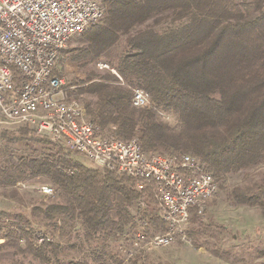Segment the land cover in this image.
<instances>
[{"label": "trees", "instance_id": "1", "mask_svg": "<svg viewBox=\"0 0 264 264\" xmlns=\"http://www.w3.org/2000/svg\"><path fill=\"white\" fill-rule=\"evenodd\" d=\"M100 2L102 23L92 42L73 52L62 50L84 69L83 78L69 83L77 86L75 97L90 96L83 105L97 133L121 139L137 136L145 151L196 155L227 202L264 207V172H249L264 164V0ZM152 16L158 25L132 30ZM121 36V51L107 60L126 85L113 73L89 66ZM134 87L149 93L150 105L132 104ZM166 115L172 119L166 120ZM20 141L51 144L56 151L17 158L10 147ZM80 156L31 127L0 129V187L20 180L46 182L34 181L37 177L57 190L53 201L42 199L32 207L34 220L55 239L37 245L26 233L21 243V233L6 230L0 264H164L154 260L150 250L127 260L119 250L128 243L126 235L139 227L131 209H137L142 197L152 202L148 192L132 189L125 176L87 164ZM61 166L73 169V174L67 175ZM241 171L246 174L243 182L224 183L229 174ZM2 213L12 221L28 222L22 212ZM189 221L191 238L208 233L209 226L193 208ZM155 222L163 227L153 216L145 228L156 227ZM210 252L245 264L264 257V242L237 250L214 243ZM2 253L10 255L1 258Z\"/></svg>", "mask_w": 264, "mask_h": 264}, {"label": "built area", "instance_id": "2", "mask_svg": "<svg viewBox=\"0 0 264 264\" xmlns=\"http://www.w3.org/2000/svg\"><path fill=\"white\" fill-rule=\"evenodd\" d=\"M102 15L97 0H0V129L31 127L100 169L125 176L132 189L148 192L152 202L142 197L137 209H131L139 227L126 235L128 243L119 245L127 260L136 252L158 248L162 241H188L190 208L202 215L208 196L218 193L217 182L196 155L145 151L137 136L121 139L97 133L83 103L72 93L77 86L58 74L55 64L68 42ZM95 66L126 85L108 62L98 60ZM131 101L135 107H145L151 98L146 90L134 87ZM60 169L67 175L74 172L65 166ZM11 187L36 190L44 198L57 193L44 182L18 181ZM22 214L28 222L8 221L0 210V244L6 230L21 233V243L26 233L37 245L55 239L29 208ZM153 216L163 227L155 222L156 227L147 230V219Z\"/></svg>", "mask_w": 264, "mask_h": 264}, {"label": "rangeland", "instance_id": "3", "mask_svg": "<svg viewBox=\"0 0 264 264\" xmlns=\"http://www.w3.org/2000/svg\"><path fill=\"white\" fill-rule=\"evenodd\" d=\"M97 1L101 4L100 0ZM154 18L155 17L152 16L145 22L133 26L132 30L140 29L145 26L158 25V23L154 22ZM101 23L102 17L96 23L90 25L85 31L73 37L68 42L63 51H72L78 46L92 42L90 39L95 38L97 31L100 29L98 25ZM123 43L124 36H121L118 40H116L113 46L110 47L106 51V53H104V55L101 56L98 60L108 62V58L115 57L117 54H119L123 47ZM63 51L56 61V71H61L62 75L66 77L68 82H70L73 78H83L85 75L84 69L76 62L70 61L67 54H64L65 52L63 53ZM89 66H91L92 68H96L94 62ZM110 66L113 67L111 64ZM76 98H78L80 102L84 103V101L89 99L90 96L88 94H83L82 96L79 95ZM165 118L166 120H171L172 116L166 115ZM112 130H115V128H113ZM10 151L13 156L22 158L51 154L56 151V148L51 144L20 141L13 143L10 147ZM80 159L87 164L93 163L89 158L83 156H80ZM249 172L250 174H254L253 176L259 174L260 172H264V164L249 169ZM35 179L36 180L34 181L38 182H48L43 178L41 179L36 177ZM245 179L246 174L241 171L238 173L229 174L225 178L224 183L227 186H232L243 182ZM33 184L36 183L34 182ZM54 196L44 198L36 190L19 189L15 187H0V204L7 203L8 205H4L6 208H8V212H22L25 210V208H29L32 213V207L36 203H38L42 199L45 202H51L54 200ZM200 216L202 217L206 226H209L208 233L196 235L195 238H191L187 233L189 239L188 241H185L183 239H176L173 240V242H171V244L169 245L159 246L156 249H152L150 250L151 257L157 262H163L164 264H241L230 261L232 260V257L229 258L230 260H226L224 258L213 255L210 252L211 247L214 246V243H221L222 246L226 247L233 248L234 246L237 250L243 245L256 246L264 242V232H259V229L264 228V207L232 205L227 202L224 193L218 191V193L213 196L212 200L206 204L204 212ZM8 217L12 221V217ZM71 226L72 229H74L73 225ZM219 226H222V228H220ZM255 227H257L258 232L255 231ZM72 229L70 227V230ZM150 230H152V227L150 228ZM70 239V241L75 240L73 235H71ZM79 247L80 246H78L77 240L75 250L77 251ZM9 255L10 253H2L1 258H8ZM263 260L264 257H256L254 261L250 260L245 264H262Z\"/></svg>", "mask_w": 264, "mask_h": 264}, {"label": "bare ground", "instance_id": "4", "mask_svg": "<svg viewBox=\"0 0 264 264\" xmlns=\"http://www.w3.org/2000/svg\"><path fill=\"white\" fill-rule=\"evenodd\" d=\"M218 185H217V192H218ZM212 198H213V196H208V202H210L211 200H212ZM174 240H176V239H174ZM184 240V239H183ZM171 242H173V240L172 241H162L161 242V245H159V246H166V245H169V244H171ZM158 246V247H159Z\"/></svg>", "mask_w": 264, "mask_h": 264}, {"label": "crops", "instance_id": "5", "mask_svg": "<svg viewBox=\"0 0 264 264\" xmlns=\"http://www.w3.org/2000/svg\"><path fill=\"white\" fill-rule=\"evenodd\" d=\"M4 204H7V203H4ZM4 204H0V209L3 211V212H8L9 210H7L8 208L5 207ZM8 205V204H7ZM4 210H7V211H4Z\"/></svg>", "mask_w": 264, "mask_h": 264}]
</instances>
